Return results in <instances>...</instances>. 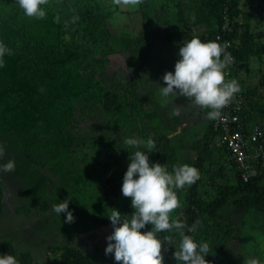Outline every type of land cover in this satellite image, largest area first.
I'll use <instances>...</instances> for the list:
<instances>
[{
    "label": "trees",
    "instance_id": "trees-1",
    "mask_svg": "<svg viewBox=\"0 0 264 264\" xmlns=\"http://www.w3.org/2000/svg\"><path fill=\"white\" fill-rule=\"evenodd\" d=\"M146 1L139 0L144 20L150 12L149 3ZM96 5L95 0H48L44 5L54 14L55 22L60 27L64 26V33L68 37L67 45L80 57L77 62L79 71L90 75L88 93L92 90L99 93L98 99L94 100L97 107L93 106L97 110L95 119L109 121L119 114L129 113V118L131 122L134 121L133 124L137 126L141 138L154 142L155 162L166 164L169 171H172L173 166H177V146L195 152L196 157L186 160V164L195 166L200 172V178L190 186L176 189L180 210H183L184 215L179 221L184 225L185 234L192 235L196 241L209 244V252L215 255L220 264H237L229 255L228 246L243 234V230L230 216H224L223 211L230 207L243 213H256L264 217V172L244 183L238 177L233 162L229 160L230 151L219 141V132L214 128L215 120L206 118V112L210 109L201 108L188 98H185L183 103L182 96L162 104V99L159 101L157 92L154 94V91H159V85H165L163 74L166 71H174V64L180 58L174 53L175 50L179 52L183 42L177 43L174 39L176 30H172L175 23H180V26L175 28L185 31L189 39L191 31L195 30L201 31V34L196 32V36L204 41L219 38V42L229 43L226 51L233 59L226 70V80L235 79L240 84L241 91L236 94L237 99H242L244 107L240 112V119L245 127L257 124L264 131L263 97L257 93L258 87L246 84L247 76L240 77L242 69L246 70L244 73L247 75L250 73L253 59L261 60L264 57V0H165L157 10L167 14L161 19L164 24L162 30L165 31L161 39L169 43L170 47L152 44L150 40L155 33L145 30L142 36L128 39L122 52L127 62L125 67L131 73H118L115 69L110 76L106 71L114 66L112 56L120 52V48L109 46L113 33L106 16ZM173 8L176 22L171 19ZM25 22V14L19 7L18 0H0V39L12 50L11 54L4 57V61L8 63V79L0 88V95L5 93L6 86L10 84L30 86L32 93L39 90L50 95L48 91L57 84L52 73L59 75V72H56L58 66L54 61L62 58L61 45L51 43L46 35L32 34ZM253 28L258 30L252 32ZM151 81L156 82L155 89ZM29 94L31 93L24 87L20 92L13 89L12 94L0 96V135L4 130H9L10 137H16L6 120L18 121L27 126L26 115L35 116L39 128L42 126L43 117L48 115L50 107L46 106V103L40 106L36 101L30 105L28 96H38ZM76 96L77 94H74L70 98ZM5 102L9 103L11 111L6 110ZM179 103L181 106H176ZM80 108L81 111H87L85 105ZM176 108L180 109L179 116L172 114ZM64 118L70 123V111H64ZM155 118H161L162 126L158 129L148 128L147 119ZM185 125L190 126L186 135L191 139L186 144L176 146L172 142L178 139L175 132ZM57 129L55 145L59 149L69 151L73 158H76V151L81 150L76 144V137L73 134L63 135V130ZM32 132L22 135L21 142L25 145L26 156L32 154L31 149L40 147L41 136L37 137L39 131ZM95 144H102L105 149H110L106 140L95 139ZM14 156L17 161L18 155L14 153ZM56 157L52 155L50 159L54 160ZM24 169L23 176L30 178L40 166L39 163L33 162L31 157ZM16 175L19 180V172ZM15 182L19 184L18 181ZM203 183L209 187L204 186L206 189L199 194V186ZM100 192L104 201L94 221L97 227L110 226L112 224L107 217L111 213H104V210L110 209L112 212L120 203V194L116 188H100ZM42 197L46 202L47 197ZM123 210L122 215L129 217L134 211L128 204ZM193 226L195 232H189ZM151 227L146 225V229ZM171 231L173 230H162L161 238L166 239ZM80 247V241L73 245L67 240L62 245L51 247V251L58 254L57 259L63 264H92L90 254ZM249 249L251 253H256L255 248ZM26 258H18L20 264H29Z\"/></svg>",
    "mask_w": 264,
    "mask_h": 264
},
{
    "label": "rangeland",
    "instance_id": "rangeland-1",
    "mask_svg": "<svg viewBox=\"0 0 264 264\" xmlns=\"http://www.w3.org/2000/svg\"><path fill=\"white\" fill-rule=\"evenodd\" d=\"M146 2L149 3L150 12L147 19L144 20L141 16L142 9L139 3L124 5L122 0L121 3H117L116 0H95L101 13L106 16L108 26L113 33L109 46L120 48V52L112 56L114 57V66L107 69L108 76L112 75V71L115 69L118 73H131L125 67L127 62L122 52L126 48L128 39L142 36L145 30L155 33V36L150 40L152 44L170 47L169 43L167 44L164 39H161L165 33L162 30L164 24L161 19L167 14L157 10L165 0H147ZM43 7L46 10L45 18L38 19L25 15V24L29 25L32 34L46 35L51 43L60 44L63 55L61 59L54 61V64L58 66L56 72H59V75L52 73L57 84L48 91L50 95L39 90L32 93L29 89L30 86L21 84L6 86L5 95L3 93L0 95L6 97L8 94H12L13 89L20 92L26 87L29 93L38 96V98L28 96L27 101L30 105L36 101L40 106L42 103H46V106L50 107L48 115L43 117L40 128L35 116L26 115L27 126H23L18 121L6 120L16 137L14 135L11 138L9 130H4L0 135V140H2L0 142L6 146V154L0 159V163H4L8 159L15 160L14 153L18 155L16 168L13 172H0V253H9L17 258L28 256L26 259L29 264H63L58 261V254L52 253L51 247L62 245L67 240L73 245L76 241H80V248L90 254L92 264H119L114 261L111 254L106 255L104 251L107 244L106 237L113 231L112 225L97 227L94 218L104 201L100 188L117 189L120 194V203L114 208L121 214L124 213L125 205L131 206V198L124 197L121 193L122 177L130 162L129 154L133 151L124 141L129 137L141 138V136L137 126L133 124L134 121L131 122L129 113L119 114L109 121L95 119L97 110L93 106L97 107L94 100L98 99L99 93L92 89L91 93H88L90 75L79 71L77 62L80 57L67 45L68 37L64 33V26L60 27L55 22L54 14L45 6ZM110 11L112 13H107ZM174 12V8L171 9V19L176 22L177 18ZM177 25L180 26V23H175L172 30H176L174 39L181 44L189 39V35L185 31L176 29ZM256 30L258 29L253 28L252 32ZM196 32L201 34V31L193 30L190 33L191 37L196 36ZM174 54H178V51L175 50ZM259 61L264 62V57L261 60L253 59L250 73L247 75L244 73L246 70L242 69L240 77L247 76L246 84L250 87L253 85L258 87L257 93L262 95V104H264V63ZM7 65L6 61L4 67L0 68V88L8 79ZM154 81L151 82L155 89L157 84ZM156 92L158 100L162 99L159 100L162 104L179 98V95L164 98L159 91H154V94ZM74 94L77 96L70 98ZM185 98L181 97L183 103ZM251 100L255 99L251 98ZM84 105L87 107V111H81L80 107ZM5 106L6 110L11 111L9 103L5 102ZM176 106H181V104ZM65 110L71 113L70 123H67L64 118ZM146 123L148 128L158 129L159 126H162L161 118L147 119ZM189 127V125H185L175 132L178 139L172 140V142L176 146L190 141L191 137L186 135ZM57 128L63 130V135L73 134L76 137V144L81 149L78 151L74 149L77 152L76 158H73L69 151L63 148L59 149L55 145ZM31 131H33L32 133L39 131L37 137L41 136L40 147L31 149L32 154L29 153L33 162L39 163L40 169L27 178L23 176V171L31 157L27 158L29 156H26L25 145L21 139L22 135ZM95 139L106 140L110 149H105L102 144L96 145ZM178 147L177 165L185 164L186 160L196 157L195 152L182 147L178 149ZM52 155L57 157L54 160L50 159ZM149 157L150 163L155 162L153 149ZM18 172L19 180L16 175ZM15 181H18L19 184ZM204 186L208 185L203 183L199 186V194H202L206 189ZM42 196L47 197L46 202ZM64 200H69V208L73 210L75 217L74 222H65L63 212L59 217L53 211V206ZM104 213L110 214L111 210L105 209ZM223 213L224 216H230L236 221V225L243 230V234L228 246L229 255L233 261L235 260L237 264H249L254 256L253 258L264 264V217L256 213H243L230 207L225 208ZM183 216V210H180V207L170 213V218L173 220H180ZM147 226L151 227V224ZM145 230L148 229L141 231ZM168 237H171L174 244H178L177 241L180 239L178 231H171ZM247 246L248 249L255 248L256 253H251ZM165 248L166 251L163 250ZM174 251V245L165 240L162 245L164 264H176L173 256ZM205 259L209 261V264H220L211 252L206 255Z\"/></svg>",
    "mask_w": 264,
    "mask_h": 264
},
{
    "label": "clouds",
    "instance_id": "clouds-1",
    "mask_svg": "<svg viewBox=\"0 0 264 264\" xmlns=\"http://www.w3.org/2000/svg\"><path fill=\"white\" fill-rule=\"evenodd\" d=\"M47 2L48 0H18L25 15L38 19L45 18L46 10L43 6ZM116 2L121 3V0ZM122 2L129 5L137 4L139 0ZM227 47L226 43L219 42V38L204 41L199 36H192L186 39L179 47L180 58L174 64V71H166L162 76L165 85H159L160 95L164 98L178 95L186 97L195 105L210 109L206 112L208 120L224 119L222 109L241 91L237 80H226V70L233 59L226 51ZM11 51L0 39V68L4 67V57L11 54ZM172 114L179 116L180 109H174ZM124 143L133 151L129 154L130 162L122 177L121 193L124 197L131 198L134 211L129 217L113 208L107 217L113 231L106 237L105 254H111L119 264H164L162 245L167 240L175 247L173 256L176 264H209L205 259L209 253V244L196 241L192 235L185 234L184 225L179 220L170 218V213L180 207L176 189L195 183L200 178L199 170L185 163L173 166L172 171H169L166 164L150 163L149 154L154 147L151 139L145 141L139 137H129ZM5 154L6 146L0 144V159ZM15 168L14 159L0 163V172L11 173ZM53 211L59 217L63 212L67 223L75 220L73 210L69 208V200L54 205ZM148 224L152 227L142 232ZM162 230L178 231L181 237L178 244H174L171 237L162 239ZM195 230L193 226L189 232ZM0 264H20V261L15 255L0 253ZM249 264L261 262L253 258Z\"/></svg>",
    "mask_w": 264,
    "mask_h": 264
},
{
    "label": "built area",
    "instance_id": "built-area-1",
    "mask_svg": "<svg viewBox=\"0 0 264 264\" xmlns=\"http://www.w3.org/2000/svg\"><path fill=\"white\" fill-rule=\"evenodd\" d=\"M229 46L228 42H225ZM234 95L229 104L222 109L224 119L215 120L214 128L219 132V141L230 151L239 177L249 182L264 172V131L257 124L245 127L240 119L242 99Z\"/></svg>",
    "mask_w": 264,
    "mask_h": 264
}]
</instances>
